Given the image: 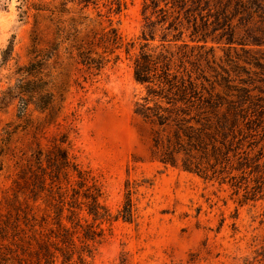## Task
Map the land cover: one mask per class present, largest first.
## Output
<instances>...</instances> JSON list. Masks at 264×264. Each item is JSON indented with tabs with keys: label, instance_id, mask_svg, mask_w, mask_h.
<instances>
[{
	"label": "trees",
	"instance_id": "trees-1",
	"mask_svg": "<svg viewBox=\"0 0 264 264\" xmlns=\"http://www.w3.org/2000/svg\"><path fill=\"white\" fill-rule=\"evenodd\" d=\"M142 14L135 38L110 27L100 45L80 41V62L101 69L121 52L131 62L150 160L227 185L240 202L264 199V0H144ZM33 64L19 112L32 104L43 117L6 145L15 172L0 201V264H94L113 222L134 220L132 191L112 212L67 132L46 135L56 100Z\"/></svg>",
	"mask_w": 264,
	"mask_h": 264
},
{
	"label": "rangeland",
	"instance_id": "rangeland-1",
	"mask_svg": "<svg viewBox=\"0 0 264 264\" xmlns=\"http://www.w3.org/2000/svg\"><path fill=\"white\" fill-rule=\"evenodd\" d=\"M143 1L0 0V201L15 172L6 145L43 117L32 104L19 112L33 62L56 100L46 135L67 132L77 161L102 175L112 212L132 191L134 220L113 222L94 264H264V199L240 202L227 185L150 160L131 62L123 52L101 69L80 62L78 43L100 45L110 27L139 36Z\"/></svg>",
	"mask_w": 264,
	"mask_h": 264
}]
</instances>
